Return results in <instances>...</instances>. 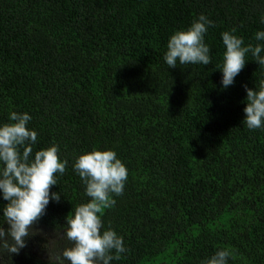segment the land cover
Wrapping results in <instances>:
<instances>
[{"label": "trees", "instance_id": "1", "mask_svg": "<svg viewBox=\"0 0 264 264\" xmlns=\"http://www.w3.org/2000/svg\"><path fill=\"white\" fill-rule=\"evenodd\" d=\"M201 14L214 25L211 63L170 68V36ZM262 18L264 0H0V125L27 112L33 150L55 144L68 162L50 189L60 201L35 225L52 235L65 224L89 199L75 158L110 149L128 172L102 216L126 248L112 264H201L219 249L228 264H264V127L242 123L244 86L264 66L249 52L227 88L216 68L221 33L264 45ZM6 203L0 193V220ZM31 243L12 264H47Z\"/></svg>", "mask_w": 264, "mask_h": 264}, {"label": "clouds", "instance_id": "2", "mask_svg": "<svg viewBox=\"0 0 264 264\" xmlns=\"http://www.w3.org/2000/svg\"><path fill=\"white\" fill-rule=\"evenodd\" d=\"M264 22V18H262ZM213 21L201 14L187 29L170 36L164 60L170 68L187 64L211 63L210 47L205 34ZM235 29L221 33L226 51L222 63L216 68L222 72L221 84L227 88L243 70L245 56L251 52L253 61L264 66V45L257 43L243 46V38L234 35ZM256 41H264V31L255 33ZM242 121L250 130L264 127V79L258 86L248 88ZM31 116L27 112H11L9 122L0 125V193L7 201L2 207L0 220V258L7 255L6 264H12V254L25 248L27 238L42 234L46 242L47 264H112L126 251L123 237L113 229L105 228L102 216L106 209L116 204L114 196L123 194L128 178L126 166L113 150L93 148L78 155L73 170L85 186L89 198L72 206L65 217V224L57 225L51 236L34 225L45 215L50 200L59 202L60 192H51L58 185L56 174L63 176L67 160L59 158V148L49 147L34 151L37 133L27 125ZM8 227L5 229L3 224ZM228 249H219L201 264H228ZM0 264H4L0 259Z\"/></svg>", "mask_w": 264, "mask_h": 264}, {"label": "rangeland", "instance_id": "3", "mask_svg": "<svg viewBox=\"0 0 264 264\" xmlns=\"http://www.w3.org/2000/svg\"><path fill=\"white\" fill-rule=\"evenodd\" d=\"M8 227V226H7ZM34 227L35 228H38V229H41L40 227H38V226H36V225H34ZM42 230V229H41ZM42 232L43 233H45V234H47L46 232H44L43 230H42ZM48 236H51L50 234H47ZM27 240H29L30 242H32L31 244H30V247H32V248H34L35 250L36 249H41V250H43V252H44V259H47L48 260V257H47V252H46V250L42 247V245L46 242V239H45V236L44 235H42V234H38V235H36V236H31V237H29V238H27ZM19 254H20V252H19ZM19 254H13V255H15L16 257L19 255ZM5 261V260H4ZM3 261V262H4Z\"/></svg>", "mask_w": 264, "mask_h": 264}]
</instances>
